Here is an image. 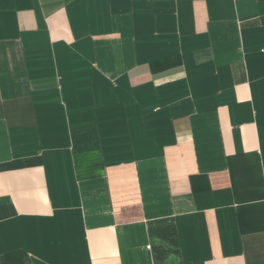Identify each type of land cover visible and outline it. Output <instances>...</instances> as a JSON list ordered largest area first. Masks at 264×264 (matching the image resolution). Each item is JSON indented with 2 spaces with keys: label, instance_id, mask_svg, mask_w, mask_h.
Segmentation results:
<instances>
[{
  "label": "crops",
  "instance_id": "1",
  "mask_svg": "<svg viewBox=\"0 0 264 264\" xmlns=\"http://www.w3.org/2000/svg\"><path fill=\"white\" fill-rule=\"evenodd\" d=\"M0 264H264V0H0Z\"/></svg>",
  "mask_w": 264,
  "mask_h": 264
}]
</instances>
